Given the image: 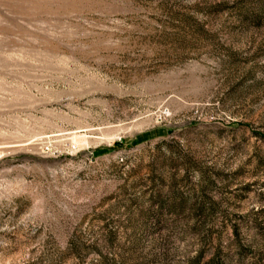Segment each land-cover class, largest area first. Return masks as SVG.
Wrapping results in <instances>:
<instances>
[{
    "label": "rangeland",
    "instance_id": "1",
    "mask_svg": "<svg viewBox=\"0 0 264 264\" xmlns=\"http://www.w3.org/2000/svg\"><path fill=\"white\" fill-rule=\"evenodd\" d=\"M0 264H264V0H0Z\"/></svg>",
    "mask_w": 264,
    "mask_h": 264
}]
</instances>
